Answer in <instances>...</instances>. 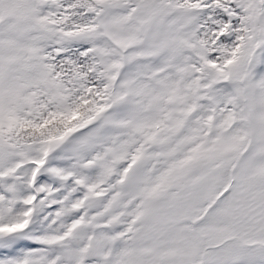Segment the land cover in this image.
<instances>
[{
  "label": "snow or ice",
  "instance_id": "snow-or-ice-1",
  "mask_svg": "<svg viewBox=\"0 0 264 264\" xmlns=\"http://www.w3.org/2000/svg\"><path fill=\"white\" fill-rule=\"evenodd\" d=\"M0 264H264V0H0Z\"/></svg>",
  "mask_w": 264,
  "mask_h": 264
}]
</instances>
